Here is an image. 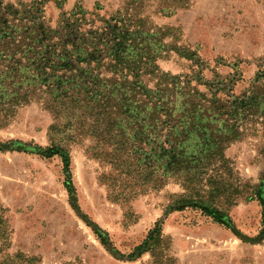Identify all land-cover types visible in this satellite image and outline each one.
Returning <instances> with one entry per match:
<instances>
[{
  "label": "rangeland",
  "instance_id": "1",
  "mask_svg": "<svg viewBox=\"0 0 264 264\" xmlns=\"http://www.w3.org/2000/svg\"><path fill=\"white\" fill-rule=\"evenodd\" d=\"M4 2L40 7L53 28L98 29L118 11L152 33L173 27L165 41L190 56L171 51L156 65L171 74L202 68L236 94L264 71V0ZM63 123L41 93L0 121V264H264L263 130L230 142L226 163L190 191L158 180V148L117 152L88 122L56 134ZM197 141H186L188 153Z\"/></svg>",
  "mask_w": 264,
  "mask_h": 264
},
{
  "label": "trees",
  "instance_id": "2",
  "mask_svg": "<svg viewBox=\"0 0 264 264\" xmlns=\"http://www.w3.org/2000/svg\"><path fill=\"white\" fill-rule=\"evenodd\" d=\"M41 12L0 0V121L41 93L64 121L53 127L56 134L88 122L91 134L117 152L156 147L158 180H180L190 191L202 185L210 166L226 163L230 142L264 132V71L251 90L236 94L227 81L202 77V68L171 74L156 65L171 51L190 56L165 41L173 27L152 33L118 11L98 29L69 21L53 28ZM193 136L197 148L188 153L185 143Z\"/></svg>",
  "mask_w": 264,
  "mask_h": 264
}]
</instances>
